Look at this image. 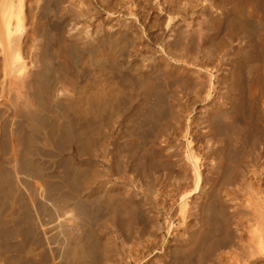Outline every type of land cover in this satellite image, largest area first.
<instances>
[{
	"label": "bare ground",
	"instance_id": "obj_1",
	"mask_svg": "<svg viewBox=\"0 0 264 264\" xmlns=\"http://www.w3.org/2000/svg\"><path fill=\"white\" fill-rule=\"evenodd\" d=\"M26 1L29 2V0ZM37 1L35 12L33 9L31 11V13L34 12V16L27 22L21 14L22 8L18 7L15 0H0V101L2 102L0 104L5 107L4 110L0 109V264H109L113 250L112 241L106 242L109 240H105L102 235L105 241L101 242L98 234L101 232L111 235L113 232L120 238L124 237L121 235L123 232L139 234L140 229L136 228L138 221L135 213L137 211L134 212L138 203L135 206L134 194L124 189L122 185L119 187L120 185L111 184L110 187H106L105 183L109 180L105 183L96 180L107 177L111 172L122 174V176L124 174L129 176L130 174L126 173L132 172L142 178L143 176L156 177L161 174L163 170V165L160 167L161 161L165 158L163 155L169 150L165 149L168 141L164 142L167 144L164 146L162 145L164 140L161 142V139L169 138L167 135L169 129L171 131L172 127L179 126L173 123L179 121L178 110L182 109L177 105V100H181L175 98V91H169L168 86L175 80L172 84L177 91L178 88L185 87L188 81L184 80L187 77L182 78V74L187 76L190 70L182 68L181 65L179 67V59H174L179 67L176 69H174L175 65L173 68L168 63V65H162L157 59H147L148 56L144 60L145 65L129 59L138 38L136 36L138 34L133 33L135 31L131 32L132 29H127L129 24L123 28L125 30L113 29L114 32L111 34L107 33L109 30L102 29L105 30L102 31L104 37L93 40L91 39L93 37L81 36L76 26H70L69 30H66L65 21L68 18L60 16V5L64 4L65 0ZM197 1L202 3L206 0ZM216 1L218 5L215 1L216 4L213 3L220 7V13L207 12V16L203 15L204 18L208 17L207 23H204L205 26L202 25L203 30L198 29L204 32L206 37H203L208 39V44L203 42L204 47L208 45L207 50L206 47L200 46V48L205 49L209 59L215 50L219 54L218 47L226 43L229 54L235 59L231 58L227 62L228 67L222 70L224 72L222 75L219 73L222 80L220 82L224 84V88L221 87V90L224 89L223 93L214 92L213 101L208 105L209 108H205L206 113L203 116L200 115L199 121L205 124L206 131L202 132L201 136L206 140V144H220L222 136L224 139L226 136L229 142L225 141L227 147L221 146V143L220 146L214 145L216 148L211 149L212 155L210 153L209 155L213 159L207 160L206 163L210 161L207 164L204 161V176H201L197 162L189 161L193 164L192 170L195 175V188L192 194L194 198L190 204L196 206L199 214L195 217L193 224L182 225L187 233L186 238L173 239L174 245L167 250L166 257L157 259L158 261L152 264H264V190L250 188V191L254 190V193L251 192V197L246 199L247 205L245 204L243 208L244 218L240 225L234 228L225 216L226 202H223L220 196L223 185L233 184L244 175L241 158L242 153L247 150L246 147L248 145L253 147L256 143L264 142V66L260 62L262 68L259 66L258 69L257 62L256 68H253L251 73V83L249 84L248 81L245 85L238 66L239 64L248 65L257 58L264 62V59H261L264 58V0ZM164 2L166 3L165 0ZM173 2L170 3L173 4ZM192 2L189 0V3ZM224 2H228L227 6L222 5ZM213 3L211 2L212 6ZM174 5L177 4L171 6ZM187 7L189 9V6ZM169 8L172 7L169 6ZM176 8H174L175 11ZM182 8L184 11L186 6ZM178 9L176 16L182 12L178 13L180 10ZM205 10H208L206 5L202 7L201 13ZM166 11L168 12V9ZM128 12L131 13L130 10ZM175 14L171 16L175 18ZM199 24L201 25L202 22ZM178 25L172 26L167 32L166 42L162 44L167 56L174 52L171 51L174 45L172 46L173 42L170 40L173 41L182 34ZM197 28L201 27L197 25ZM192 32L195 33V30ZM221 32H223L222 37L219 36ZM67 33L69 36H66ZM95 33L92 35H96ZM190 38L193 39L195 36L191 35ZM204 39L201 40L204 41ZM200 43L202 44L201 41ZM204 51L202 50L203 53ZM179 52L180 49L178 54H182ZM174 53H177L176 50ZM134 55L137 54L134 53ZM179 58H181L180 55ZM184 58L181 63L187 65L188 62L185 61L187 58L185 60ZM165 61L164 63L167 62ZM213 61L216 60L213 59ZM188 65H191V62ZM198 66H193L195 70L192 68L191 70L195 72L205 68ZM215 69V72H219V69ZM249 69L250 75L251 69ZM172 70H175L172 76L176 75V79H174L175 76L169 77L170 80H174L171 82L169 79L166 80L169 82L167 84L164 80L170 76ZM82 74L85 75V80ZM160 74L162 79L158 80L157 75ZM205 74L204 77L207 78L209 74L207 76ZM79 78H82L84 82L80 79L82 82L79 84ZM206 82L208 83V80ZM212 82L209 84L213 90ZM57 84L60 89L55 95ZM253 86L257 89L255 97L252 96L255 90H251ZM245 88L246 90L249 88L248 93L252 96V98L249 96L251 99L248 98L249 101L252 100L249 103L250 107L245 105L246 98L243 99ZM186 90L189 92L194 89L187 88L185 92ZM202 92L201 94H204V90ZM178 98H180L179 94ZM225 105H228L227 109H223ZM207 109H209L208 113ZM7 110L9 113L4 116ZM216 117H220L223 123L219 124ZM179 119L181 120V117ZM171 124H173L172 127H170ZM114 127L116 130H112ZM81 157H91L96 160L98 158L100 161L103 157H108L107 166L98 168L97 165L91 164L93 162L81 165L75 161ZM99 157L102 158L99 159ZM185 165L191 167L187 163ZM185 168L184 170H187ZM249 173H252L251 178H255V181L264 183V171L256 168ZM147 178L151 182L154 180V177ZM121 179L124 180V177ZM155 180L157 181L156 178ZM150 192L153 191L150 190L148 193ZM184 196L187 194L181 196L183 210L188 203ZM65 215L69 217L65 219ZM51 220H57L59 227L55 236L53 234L52 237L47 235L46 229ZM72 221L75 224L69 223ZM54 224L52 222L53 226ZM111 237L114 238V235ZM130 237L127 238L130 239ZM132 237L134 239L133 235ZM232 237L236 239L235 242H232ZM147 242L144 243L147 244ZM215 253L220 254L217 260L214 257Z\"/></svg>",
	"mask_w": 264,
	"mask_h": 264
},
{
	"label": "rangeland",
	"instance_id": "obj_2",
	"mask_svg": "<svg viewBox=\"0 0 264 264\" xmlns=\"http://www.w3.org/2000/svg\"><path fill=\"white\" fill-rule=\"evenodd\" d=\"M37 0H29V2L28 1H26V0H15V2L17 3V5H18V7H21L22 8V16L24 17V20L25 21H30L31 19H32V17L34 16V12H35V10H34V8H36V4H37V2H36ZM66 1V2H65ZM64 2H62V3H64V4H61L60 5V16H62L63 18H68L67 20H69L70 18H72L71 19V21L69 20V21H65V23L67 24V26H66V30H69V28H70V26L72 27V26H76V29H77V27L79 28L78 29V31H79V33L81 34V36H83V37H86V36H88L89 38H91V37H93V38H91V39H93V40H98V39H100V38H102V37H104V31L107 29V30H109V31H107V33H109V34H111V33H113L114 32V30L113 29H115V30H121V28L123 29V28H126L127 27V24H129V25H131L130 27H129V25H128V27H127V29L128 28H130V30H131V32H133V31H135V32H133V33H135V34H138V35H136L138 38H139V40H137L136 39V42H135V44H134V48H133V52L130 54V57L131 58H129V59H134V60H136V61H138V62H141L142 63V65H145L146 64V62H144V60H146V57H147V59H154V60H158V62L160 63V64H169L170 65V67H175L174 69H176L177 67H178V65H179V67H180V65H181V67L182 68H184V69H186V70H190L189 72H188V75L187 76H184L183 74H182V78H185V77H187V78H185L184 80L185 81H188V82H186V86L185 87H183V88H178V91H179V93H178V91L176 90L177 88H175V86L173 85L174 83V79H176V75H174L175 76V78L174 79H171L173 82V84L172 83H170V85L168 86V90L169 91H171L172 92V90L173 91H175L174 92V96H175V98H177V99H179V100H181V101H178L177 100V105L180 107V108H182L181 110L178 108V106L176 107V109L178 110V115H179V117H178V120L180 121H177V123H173V124H178L179 126H177V128H173L172 127V125L173 124H171V126L170 127H172V130L170 131V129H169V131L167 132V135L169 136V138L168 137H166V139H161V142L163 143L162 145H164V146H167V144H168V146H170V147H165V149H169L167 152H166V150H165V152H166V154L165 155H163V157H165V158H163V159H165V160H163L162 159V161H161V166L160 167H162V165H163V167H162V171H163V173H162V171L160 172L161 174V176H160V178H159V176L157 175L156 177L155 176H146V178H145V176H143V178H142V176H140V175H136L135 173H132V172H129V173H126L127 175H129V176H125V174L122 176V174H120V175H118L119 173H115V172H111L110 174H108L107 175V177H104V178H100V179H98V180H96L97 182H102L103 181V183H105V182H107V180H109L107 183H105V185H106V187H110L111 186V184H113V185H115V186H118V185H120L119 187H121V185L124 187V189H128L127 191H131L133 194H134V196H133V200H134V202H135V206H136V204H137V206L134 208V212L135 211H137L135 214H136V217H137V221L139 222H137V230H139L140 229V232H139V234L141 233V231H142V233L141 234H143V235H139V234H137V233H135V232H133L132 234L131 233H127V232H123V234H121V235H123L124 237H118L115 233H111V235H110V233L108 234V233H99L98 234V236L99 237H101L100 238V241L101 242H104L105 240H109V241H106V242H110V241H112V243H111V247H112V252H111V259H110V263L109 264H111V262H112V264H152L153 262H155V261H158L157 259H164L165 257H166V255L165 254H167L168 253V251L167 250H169V248H170V246L172 247L173 245H174V240L173 239H176V238H186V236H187V233L183 230V228H182V225L183 224H185V225H190V224H193L194 222H195V217H197V215L199 214L198 213V209L196 208V206L194 207L193 205H191L190 203L192 202L191 200H193V198H194V196H192V194L194 193V188H195V178H194V172H193V170H192V166H193V162L194 163H196L197 162V164H198V170H199V172H200V174H201V176H204L205 175V173L203 172L204 171V164L206 163V161L207 160H209L210 159V161H212V159H213V157H211L210 155H212V150H213V148L215 149L216 147H217V145L218 146H220L221 145V143H222V145L221 146H225V143H227V142H229V140H227L226 139V136H224L225 137V139L223 138V136H222V138H221V143L219 144V143H217L216 145L215 144H211V143H207L206 144V140L205 139H203V136H201L202 135V132L204 133V131H206V128H205V124H203L201 121H199V117H200V115L201 116H203L204 115V113H206V112H204V110H205V108H209V106L208 105H210V103L213 101V98H214V92H218L219 94L220 93H223L222 91L224 90V89H222L221 90V87L222 88H224V84L223 83H221L220 81H222L221 80V77H220V75H222L224 72V70L225 69H227V62L232 58V56L229 54V52H228V45L225 43H223V44H221V46H219L218 47V50H219V54H218V51H214L213 52V54H211L210 56H211V58L209 57V59H208V53H205L206 51H204L205 49H201L200 48V46L201 47H204L203 46V42H204V44H208L207 42V40L208 39H206L205 37H206V35L204 34V32L202 33V31H200V30H203V28H204V23L206 24L207 23V18L205 17H203V15H206L207 14V12H211V11H215V12H211V14L213 13V14H215L216 13V11L217 12H219L220 13V7H218V6H216V5H218L219 3L216 1V0H214L215 2H217V4L212 0V1H210V0H206V1H204V2H202L201 3V1L199 2V1H197V0H190V1H193L192 3H189V0H179V2H178V0H169L170 2H173V4H177V5H174V6H171V5H173L172 3H170L168 0H165L166 1V3H168V4H166L165 2H164V0H158V1H160V2H158L157 0H117V2H116V0H104V2L102 3V1L103 0H77V1H79V2H81V3H79V2H77L76 0H65ZM84 1V2H83ZM110 1V2H109ZM119 1H121V2H123L124 4H125V6H124V4L123 3H121V2H119ZM133 1V2H132ZM137 1V2H136ZM186 2L185 3V5H183L184 4V2ZM73 2V3H72ZM89 4H88V3ZM100 2V3H99ZM110 3V5H109V3ZM111 2H112V4L114 5H112L111 4ZM117 4H116V3ZM127 4H126V3ZM131 2V3H130ZM137 4H136V3ZM141 2V3H140ZM162 2H164V3H162ZM176 2V3H175ZM179 4H178V3ZM183 2V3H182ZM200 4H199V3ZM209 2V3H208ZM211 2L213 3V6L211 5ZM85 5H84V4ZM132 3H134V4H132ZM140 3V4H139ZM160 3V5H158V4ZM196 3V4H195ZM204 3V4H203ZM225 3V4H224ZM222 5H224V6H227V4H228V2H224ZM29 4V5H28ZM79 5V7H78V5ZM100 4V5H99ZM108 4V5H107ZM120 4V5H119ZM123 4V5H122ZM132 4V5H131ZM135 4H136V6H135ZM142 4V5H141ZM146 4V5H145ZM166 4V5H165ZM181 4H182V6H186V9L184 8V11L186 12H184L182 9V6H181ZM187 4H192L191 6H193L194 7V9H192L193 7H191L190 5H187ZM194 4H195V6H194ZM199 4V5H198ZM35 5V6H34ZM87 5V6H86ZM89 5V6H88ZM91 5V6H90ZM104 5V6H103ZM119 5V7H117ZM128 5V6H127ZM162 5V6H161ZM165 5V6H164ZM198 7H197V6ZM201 5V6H200ZM205 5H206V9L208 8V10H205V12H203V13H201L202 11V7H205ZM208 5V6H207ZM210 5V6H209ZM27 6V7H26ZM29 6V7H28ZM34 6V7H33ZM75 6V7H74ZM83 6V7H82ZM121 6H123V8L121 7ZM132 6H134V7H132ZM142 6V7H141ZM167 6V7H166ZM169 6L170 7H172V8H169ZM176 6H177V8H176ZM187 6H189V9H188V7ZM71 7V8H70ZM78 7V8H77ZM85 7V8H84ZM89 7H91V8H89ZM102 7V8H101ZM104 7V8H103ZM106 7V8H105ZM107 7H108V9H107ZM113 9H112V8ZM124 7H125V9H124ZM129 7V8H128ZM130 7H132V9H130ZM140 9H139V8ZM176 8V11H177V9L179 10L178 11V13L180 12V11H182L183 13H184V16H183V13L182 12H180V14H178V16H176L177 15V13H176V11L174 10V8ZM191 7V8H190ZM201 7V8H200ZM210 7H211V9H210ZM27 8V9H26ZM31 8V9H30ZM119 8V9H118ZM143 8V9H142ZM155 8V9H154ZM182 8V9H181ZM216 8H217V10H216ZM32 9H33V11L34 12H32L31 13V11H32ZM70 9H72V10H70ZM90 11H89V10ZM102 9V10H101ZM112 9V10H111ZM135 9V10H134ZM161 9V11L159 12V10ZM168 9V12L166 11ZM170 9V10H169ZM198 9V10H197ZM201 9V10H200ZM73 11V13H75V14H73L72 12L70 13V11ZM88 10V11H87ZM109 10H111V11H109ZM130 10V14H129V11ZM147 10V11H146ZM172 10H174V11H172ZM186 10H188V11H186ZM77 13H76V12ZM80 11V12H79ZM96 11V12H95ZM117 11V12H116ZM155 11V12H154ZM163 11V12H162ZM190 11H192V12H190ZM203 11H204V9H203ZM65 12V13H64ZM84 12V13H83ZM88 12V13H87ZM92 14H91V13ZM114 12V13H113ZM128 12V13H127ZM209 12V13H210ZM27 13V14H26ZM31 13V14H30ZM64 15H63V14ZM80 13V14H79ZM145 13V14H144ZM165 13V14H164ZM175 14V18H173L171 15L172 14ZM205 13V14H204ZM84 14V15H83ZM167 14V15H166ZM169 14V15H168ZM192 14V15H191ZM30 15H32V16H30ZM78 15H83V16H81V17H83V18H81L80 16L79 17H77ZM86 15V16H85ZM137 15V16H136ZM198 15V16H197ZM143 16V17H142ZM144 16H145V18H144ZM188 16V17H187ZM207 16V15H206ZM88 17V18H87ZM97 17V18H96ZM78 18V19H77ZM143 18V19H142ZM189 18V19H188ZM203 18H204V20H205V22H204V20H203ZM28 19V20H27ZM74 19V20H73ZM81 19V20H80ZM82 19H83V22H82ZM128 19V20H127ZM170 19V20H169ZM192 19V20H191ZM194 19V20H193ZM201 20V21H200ZM119 21V22H118ZM121 21V22H120ZM129 21V22H128ZM168 21V22H167ZM78 22H79V24H78ZM89 22H90V24H89ZM144 22V23H143ZM157 22V23H156ZM167 22V23H166ZM177 22V23H176ZM191 22V23H190ZM201 23L202 22V24L200 25L199 23ZM97 23V24H96ZM140 23V24H139ZM183 23V24H182ZM189 23V24H188ZM196 23V24H195ZM83 24V25H82ZM94 24V25H93ZM154 24V25H153ZM180 25L181 26V29H180V26H179V30L180 31H182V34H180V36H178L177 38H175V40H170L171 42H173L172 43V46H173V49H171V51L173 50L174 52H175V50H176V52L177 53H174V52H171V55H168L167 56V54H166V51H165V49H164V43L166 42V40H167V32L172 28V26H174V25ZM187 26H186V25ZM96 25V26H95ZM183 25V26H182ZM197 25H199V27H201V28H197ZM202 25H204L203 27H202ZM93 26V27H92ZM120 26H122V27H120ZM150 26V27H149ZM153 26V27H152ZM171 26V27H170ZM69 27V28H68ZM85 27V28H84ZM136 27V28H135ZM149 27V28H148ZM183 27H184V29H183ZM27 28V27H26ZM83 28V29H82ZM95 28H97V29H95ZM169 28V29H168ZM186 28V29H185ZM82 29V30H81ZM102 29H105V30H102ZM167 29V30H166ZM198 29H200V30H198ZM112 30V31H111ZM123 30H125V29H123ZM137 30V31H136ZM150 30V31H149ZM157 30H158V32H157ZM163 31V33H162V31ZM165 30V31H164ZM185 32H184V31ZM190 30V31H189ZM195 30V33L194 32H192V31H194ZM86 31H89L88 33L86 32ZM103 31V32H102ZM159 31H160V33H159ZM96 34V35H94L95 36V38H94V36L92 35V34H94V33ZM138 32V33H137ZM184 32V33H183ZM97 33H99V34H97ZM162 33V34H161ZM193 33V34H192ZM212 32H210V34H211ZM223 32H221V34L219 35V36H223V34H222ZM66 34V33H65ZM101 34V35H100ZM103 34V35H102ZM152 34V35H151ZM195 34V35H194ZM204 34V35H203ZM209 34V33H208ZM140 35V36H139ZM191 35L194 37L195 36V38H190L191 37ZM66 36H69L68 35V33H67V35ZM166 36V37H165ZM196 36L199 38H196ZM203 36H205V37H203ZM140 37H141V39H140ZM182 37V38H181ZM183 37L186 39H183ZM182 40H181V39ZM204 39V41H202L201 39ZM190 39V40H189ZM196 40V41H195ZM197 40H199V41H201L202 42V44L200 43L199 44V41H197ZM138 41L140 42V43H138ZM163 41V42H162ZM178 41V42H177ZM193 41V42H192ZM177 42V43H176ZM182 42V43H181ZM142 43V44H141ZM181 43V45L183 46H181V45H179ZM185 43V44H184ZM139 44V45H138ZM163 44V45H162ZM198 44H199V46H198ZM176 45V46H175ZM138 46V47H137ZM145 46V47H144ZM163 46V47H162ZM191 46H192V48H194L193 50H195L194 51V54H193V51H192V48H191ZM197 47V49H196V47ZM222 46H224V47H222ZM143 47V48H142ZM159 47V48H158ZM176 47H178L179 49H180V52H182V54L180 53V54H178V51H179V49L178 48H176ZM182 47V48H181ZM205 47H206V50H207V47H208V45L206 46L205 45ZM204 47V48H205ZM135 48H137V49H135ZM150 48V49H149ZM163 48V49H162ZM223 48V49H222ZM225 48V49H224ZM145 49V50H144ZM146 49L149 51H146ZM160 49V50H159ZM222 49V50H221ZM178 50V51H177ZM202 50L204 51V53L202 52ZM137 51H139V53L137 52ZM151 51V52H150ZM165 51V52H164ZM217 52V53H216ZM134 53L135 54H137V55H134ZM197 53V54H196ZM203 54V55H201V54ZM163 54V55H162ZM177 55V57H176V55ZM208 54V55H207ZM141 55H143V56H141ZM173 55H175V57L173 56ZM179 55H180V57L181 58H179ZM183 55H184V57H186V58H184L183 57ZM216 55V56H215ZM231 57H230V56ZM140 56V58H141V60H140V58H136V57H139ZM164 56L166 57V58H164ZM190 56V57H189ZM195 56V57H194ZM206 56H207V58H206ZM228 56H229V58H228ZM142 57H143V59H142ZM145 57V58H144ZM155 57V58H154ZM161 57V58H160ZM163 57V58H162ZM193 57V58H192ZM215 57V58H214ZM171 58H172V60H171ZM183 58H184V60L185 61H187L188 62V64H190V62H191V65H182V63H181V61L183 62ZM188 58H189V60H188ZM192 58V59H191ZM162 59H163V62H162ZM174 59L176 60V59H179L178 61V63H176L175 61H174ZM180 59H182V60H180ZM206 59V60H205ZM213 59L214 60H216V61H213ZM233 59H235L234 57L232 58V60ZM260 58H257V59H255V61L256 60H258V61H256V63H255V61L252 63H249L248 65L247 64H239L238 66H239V69H240V72H241V76L244 78V79H242V81H245L244 82V85L245 84H247V82L250 84L251 83V80H252V75H251V73H253L252 71H253V68L255 69L256 68V66L258 65V69H259V66H260V64L262 65V66H264V62H262V61H260L259 60ZM261 59H264V58H261ZM140 60V61H139ZM167 62H166V61ZM171 60V61H170ZM198 60V61H197ZM211 60V61H210ZM224 60H225V62H224ZM164 61L166 62V63H164ZM195 63H194V62ZM201 61V62H200ZM208 61V62H207ZM219 61V62H218ZM221 61V62H220ZM223 61V62H222ZM170 62V63H169ZM174 62V63H173ZM196 62H197V64H196ZM212 62V63H211ZM214 62V63H213ZM216 62H218V63H216ZM257 62L259 63V64H257ZM261 62V63H260ZM145 63V64H144ZM172 63H173V65H172ZM192 63H194V65L192 64ZM198 63H201V64H198ZM205 63V64H204ZM221 63V64H220ZM223 63V64H222ZM167 64V65H168ZM176 64H178V65H176ZM196 64V65H195ZM203 64V65H202ZM207 64V66H205ZM215 64H216V66H215ZM220 66H219V65ZM255 64H257V65H255ZM175 65V66H174ZM197 65H199L198 67H205V68H203V70L202 71H195V72H193L192 70H195L194 68H193V66H197ZM208 65H210V66H208ZM212 65V66H211ZM224 66V67H223ZM254 66V67H253ZM262 66H260V68H262ZM169 67V68H170ZM178 67V68H179ZM214 67V68H213ZM222 67V68H221ZM241 67V68H240ZM251 69H249V68ZM191 68H192V70H191ZM219 69V72H215L214 71V69ZM220 68H221V70H220ZM225 68V69H224ZM213 69V70H212ZM215 69V70H216ZM224 69V70H223ZM248 69L250 70V75H249V72H248ZM210 70V71H209ZM223 70V71H222ZM173 71H175V70H172L171 72H170V76H168L167 78H165V80H164V82L167 80L168 81V79H169V77H174V76H172L173 74ZM245 71H247V72H245ZM193 73V74H191V73ZM198 72H200L199 74H198ZM175 73V72H174ZM190 73V74H189ZM196 75H195V74ZM203 73V74H202ZM205 73H207V74H205ZM216 73V74H215ZM219 73H220V75H219ZM202 76H201V75ZM204 74H205V76H207L208 74V76H207V78H205L204 77ZM215 74V75H214ZM168 75V74H167ZM194 75L196 76V77H200L201 79L199 80V78H197L196 79V77H194ZM198 75V76H197ZM200 75V76H199ZM211 75H212V77H211ZM218 77H217V76ZM82 76H83V79H84V74H82ZM81 76V77H82ZM161 76V74L160 75H157V79L158 80H161L162 79V77H160ZM193 78H192V77ZM211 78H210V77ZM158 77H160V78H158ZM189 77V78H188ZM194 79V80H192V79ZM210 78V79H209ZM218 80H217V79ZM80 79H82V78H79L78 79V83L79 84H81V82H82V80L80 81ZM190 79V80H189ZM204 79L207 81L208 80V83L206 82V81H204ZM215 81H214V80ZM85 80V79H84ZM84 80H83V82H84ZM170 80V79H169ZM171 80H170V82H171ZM198 80V81H197ZM80 81V82H79ZM165 82V83H167V84H169V82ZM210 81V82H209ZM213 81V82H212ZM218 81V82H217ZM159 82V81H158ZM191 82V83H190ZM197 82V83H196ZM201 82H203V83H201ZM211 82L212 83H214V87H213V90L211 89ZM192 83H193V85H192ZM207 83V84H206ZM210 83V84H209ZM191 84V85H190ZM189 85V86H188ZM209 86L210 87V89H208L209 87H207V86ZM217 85V86H216ZM223 85V86H222ZM188 86V87H187ZM205 86V87H204ZM193 88L194 90H189V92L186 90V92H185V89H187V88ZM216 87V88H215ZM218 87V88H217ZM247 87H248V85H247ZM201 88V89H200ZM60 88H59V85L57 84L56 85V94L55 95H57V92H58V90H59ZM171 89V90H170ZM183 89V90H182ZM196 89V90H195ZM215 89V90H214ZM253 89H255V90H253ZM204 90V94H205V96L207 97V98H205V96H203L204 94H201V92ZM220 90H221V92H220ZM251 90H253V94H252V96L253 97H255V92L257 91V89H256V87L255 86H253L252 87V89ZM194 91V92H193ZM209 91V92H208ZM191 92V93H190ZM248 92H250L249 91V88H247V90H246V88H245V91H244V94H243V99H245V103H247V104H245L246 106H249L250 107V101H252V100H248V98H252V96L250 95V93H248ZM188 93V94H187ZM200 93V94H199ZM203 93V92H202ZM251 93H252V91H251ZM257 93V92H256ZM178 94H179V97L180 98H178ZM191 94V95H190ZM209 94V95H208ZM247 94H248V96H247ZM177 95V96H176ZM208 95V96H207ZM198 96V97H197ZM203 96V97H202ZM213 96V97H212ZM246 96V97H245ZM250 96V97H249ZM256 96H257V94H256ZM192 97H195V98H192ZM202 98V99H201ZM210 98V99H209ZM250 98V99H251ZM196 101H194V100ZM212 99V100H211ZM191 100V101H190ZM210 100V101H209ZM248 100V101H247ZM201 101V102H200ZM183 104H181V103ZM186 102V103H185ZM195 102V103H194ZM0 103H2L1 101H0ZM179 103V104H178ZM209 103V104H208ZM181 104V105H180ZM4 106L3 105H1L0 104V109H2V110H4L5 109V107L3 108ZM194 107V108H193ZM227 107H228V105H225V107L223 106V109H227ZM187 108V109H186ZM185 109V110H184ZM184 110V111H183ZM188 110V111H187ZM180 111V112H179ZM182 111V112H181ZM190 111V112H189ZM206 111V110H205ZM260 111V110H259ZM184 112V113H183ZM209 112V109H207V113ZM7 113H9L8 112V110H7V112H6V114L4 115V116H6V115H8ZM201 113V114H200ZM186 114V115H185ZM198 114V115H197ZM182 115V116H181ZM181 117V120L179 119ZM183 118V119H182ZM217 119H216V121L218 120V123L219 124H221V123H223V121H222V119L220 118V117H216ZM254 119H255V117H254ZM254 119H253V122L255 123V121H254ZM221 120V121H220ZM3 121V120H2ZM180 124H179V123ZM191 123V124H190ZM200 123V124H199ZM180 127V128H179ZM182 128V129H181ZM173 129H175V130H173ZM108 130V129H107ZM112 130H116V128L114 127V128H112ZM177 130V131H176ZM181 130V131H180ZM174 131H176V132H174ZM181 132V134H179L180 132ZM172 132V133H171ZM179 135H178V134ZM172 134V135H171ZM199 135V136H198ZM168 138V139H167ZM171 140V141H170ZM167 141H168V143H167ZM205 141V142H204ZM225 141H227V142H225ZM164 142H166V143H164ZM170 144V145H169ZM174 146H173V145ZM210 144H211V146H210ZM229 144V143H228ZM214 145L216 146V147H214ZM227 145V144H226ZM172 147V148H171ZM195 147V148H194ZM210 149H208V148ZM225 147H227V146H225ZM247 148V150H245V152H243L242 153V158H241V160H242V165H243V169H244V175L241 177V178H239V179H237L236 181H234V183L232 184V183H230L229 185H223L222 187H221V189H220V196H221V198H222V201L223 202H226V211H225V216L229 219V224L231 225V227L232 228H234L236 225H240L239 223H241L242 222V220H243V218H244V205L246 204L247 205V202H246V199L247 198H250L251 197V192L252 193H254V190H256L257 188H258V190H260L261 189V191L262 190H264V189H262V186H264V185H262V184H264V183H262V182H259L258 183V181H255L256 179L255 178H251L252 177V173L250 174L249 172H252L253 171V169H256L257 168V170H262V171H264V142H260V143H256L253 147H250L249 145L246 147ZM191 149V150H190ZM208 149V150H207ZM212 149V150H211ZM229 149H230V147H229ZM193 150V151H192ZM164 152V153H165ZM254 152V153H253ZM163 153V154H164ZM167 153H169L170 154V156H169V154H168V156H169V158H168V156H167ZM209 153H210V155H209ZM193 154V155H192ZM252 157V158H250V156ZM167 156V157H166ZM187 156V157H186ZM193 156H194V158H193ZM86 158V159H85ZM100 158H102V157H99V159ZM105 157H103V159H101V161L100 160H98V158H97V160L96 159H93V158H91V157H81V158H79V160H78V158L77 159H75V161L77 162V163H79V164H81V165H87V164H90L91 162H93V163H91V164H93L94 166L95 165H97L96 167H98V168H106V161H107V158H105ZM168 158V159H167ZM190 158V159H189ZM244 158V159H243ZM180 159V160H179ZM182 159V160H181ZM206 159V160H205ZM253 159V160H252ZM82 160V161H81ZM92 160V161H91ZM94 160V161H93ZM102 160H105V161H102ZM179 160V161H178ZM184 160V161H183ZM191 160V162H189ZM88 161V162H87ZM204 161H205V163H204ZM210 161H208V162H210ZM214 161V160H213ZM247 162L246 164H245V166H244V163L245 162ZM252 161V162H251ZM96 162V163H95ZM183 164H182V163ZM207 162V163H208ZM86 163V164H85ZM95 163V164H94ZM164 163V164H163ZM187 163V165H190L191 167L189 168L188 166L186 167V164ZM206 163V164H207ZM252 163V164H251ZM105 165V166H104ZM176 165V166H175ZM203 165V166H202ZM251 165H253L252 167H251ZM202 166V167H201ZM248 168H247V167ZM250 166V167H249ZM187 168V170H184V168ZM255 167V168H254ZM185 168V169H186ZM188 168H189V170H188ZM202 168V169H201ZM253 168V169H252ZM160 170V169H159ZM171 171V172H170ZM185 173H184V172ZM202 171V172H201ZM246 171V172H245ZM248 171V172H247ZM166 172V173H165ZM193 172V173H192ZM113 173V174H112ZM165 173V174H164ZM169 175H168V174ZM180 173V174H179ZM190 173V174H189ZM246 173V174H245ZM112 174V175H111ZM163 174V175H162ZM182 174V175H181ZM186 174V175H185ZM156 175V174H155ZM173 175H175V176H173ZM179 175H180V177H179ZM251 175V176H250ZM121 176V177H120ZM166 178H165V177ZM182 176V177H181ZM184 176V177H183ZM249 176V177H248ZM116 177V178H115ZM122 177H124V180H126V181H124L123 179H121ZM147 177H150V178H153L154 180H152V182L150 181V179L149 178H147ZM164 177V178H163ZM131 180H129V179ZM155 178L157 179V181L155 180ZM169 178V179H168ZM203 178V177H202ZM251 180H249V179ZM104 179H105V181H104ZM160 179V180H159ZM242 179V180H241ZM244 179V180H243ZM239 180V181H238ZM156 181V182H155ZM160 181V182H159ZM164 181V182H163ZM172 181V182H171ZM238 181V182H237ZM246 181H249V182H251V183H249V182H247V183H249V185H247V183H246ZM135 182H137V183H135ZM170 182V183H169ZM146 183L148 184V185H146ZM154 183H155V185H154ZM168 184V185H166V184ZM256 183V184H255ZM246 184V185H245ZM110 185V186H109ZM231 185V186H230ZM253 185V186H252ZM148 186V187H147ZM158 186H159V188H158ZM194 186V187H193ZM254 186L256 187V188H254ZM122 187V188H123ZM150 187H152V188H150ZM163 187H164V189H163ZM249 187V188H248ZM252 187V188H251ZM261 187V188H260ZM254 189V190H252V191H250L251 189ZM147 189H149V190H147ZM153 189V190H152ZM160 189V190H159ZM153 191V192H150V193H148L149 191ZM166 190V191H165ZM135 191V192H134ZM162 191V192H161ZM249 191V192H248ZM137 192V193H136ZM157 193V194H156ZM242 193V194H241ZM136 194V195H135ZM153 196H152V195ZM187 194V196H184L185 198H186V201H188V203H187V206H186V208L184 207V210H185V214H183L184 213V210H183V207L181 206V204H182V202H181V200H182V197H183V195H186ZM148 195V196H147ZM250 195V196H249ZM182 196V197H181ZM157 197V198H156ZM172 198V199H171ZM151 199L153 200V201H151ZM188 199V200H187ZM224 199V200H223ZM233 199V200H232ZM163 200V201H162ZM158 201V202H157ZM235 201V202H234ZM150 202V203H149ZM240 202V203H239ZM246 202V203H245ZM149 203V204H148ZM160 205H159V204ZM228 204V205H227ZM139 205V206H138ZM141 206V207H140ZM172 206V207H171ZM193 206V207H192ZM168 207V208H167ZM192 209H191V208ZM139 208V209H138ZM159 208V209H158ZM136 209V210H135ZM151 209V210H150ZM173 210V211H172ZM188 210V211H187ZM197 212H196V211ZM242 210V211H241ZM143 211V212H142ZM153 211V212H152ZM154 211H157V212H154ZM187 211V212H186ZM192 211V212H191ZM195 211V212H194ZM139 212V213H138ZM238 212V213H237ZM240 212V213H239ZM196 213V214H195ZM157 214V215H156ZM237 214V215H236ZM159 215V216H158ZM190 215V216H189ZM192 215V216H191ZM239 215V216H238ZM241 215V216H240ZM154 218H153V217ZM182 216H184V217H182ZM69 217V215H65V219L66 218H68ZM156 217V218H155ZM179 217H181V219L179 218ZM187 217V218H186ZM192 217V218H191ZM194 217V218H193ZM156 220V221H155ZM185 222H184V221ZM241 220V221H240ZM52 222H53V224H54V226L52 225ZM70 224H75V222L74 221H72V222H69ZM150 224H152V225H150ZM181 224V225H180ZM150 225V226H149ZM58 227V222H57V220H51L50 221V223L46 226V229H47V235L48 236H51L52 237V235L54 234V236H55V234L57 233V231L59 230V227L58 228H56V227ZM170 226V227H169ZM51 227V228H50ZM152 227H155V228H152ZM161 228V229H160ZM57 229V230H56ZM51 230V231H50ZM145 230V231H144ZM150 230V231H149ZM50 231V232H49ZM177 231V232H176ZM188 231V230H187ZM148 232V233H147ZM172 232V233H171ZM175 233H176V235H178V236H176L175 235ZM110 235V236H107V235ZM127 236H126V235ZM130 234H131V237H130ZM135 234H137V236L135 235ZM149 234V235H148ZM104 236V238H105V240H104V238H103V236ZM106 235V236H105ZM114 235V238L113 237H111V236H113ZM132 235L134 236V239H132L133 237H132ZM126 236V237H125ZM144 236V237H143ZM158 236V237H157ZM127 237H130V239L129 238H127ZM142 237V238H141ZM146 237H148V238H146ZM150 237H152V238H150ZM154 237V238H153ZM110 238V239H109ZM118 238V240L116 241V239ZM124 238V239H123ZM126 238V239H125ZM145 238V239H144ZM112 239V240H111ZM115 239V240H114ZM123 241H122V240ZM129 239V240H128ZM137 239V240H136ZM143 239V240H142ZM159 239V240H158ZM114 240V241H113ZM141 240V241H140ZM236 241V239L234 238V237H232V242H235ZM127 241H128V243H127ZM145 241H148L147 242V244L146 243H144ZM173 242V243H172ZM120 243V244H119ZM127 243V244H126ZM154 243V244H153ZM145 244V245H144ZM114 245V246H113ZM142 245H144L143 247H141ZM149 245H151V246H149ZM54 246V245H53ZM135 246V247H134ZM146 246H148V247H146ZM137 247H138V249H137ZM141 248H143L142 249V251L140 252V250H141ZM145 248V249H144ZM148 248V249H147ZM151 248V249H150ZM115 249V250H114ZM136 250V251H135ZM167 252V253H166ZM140 254V255H139ZM139 255V256H138ZM220 254L219 253H215L214 254V257L216 258V260L218 259V258H220V256H219ZM122 256V257H121ZM137 257H138V259H137ZM159 257V258H158ZM140 258V259H139ZM123 259H125V260H123ZM127 259V260H126ZM137 259V260H136ZM114 260V261H113Z\"/></svg>",
	"mask_w": 264,
	"mask_h": 264
}]
</instances>
